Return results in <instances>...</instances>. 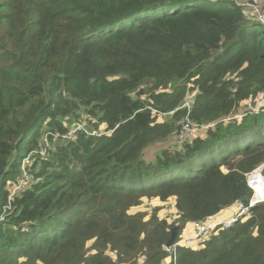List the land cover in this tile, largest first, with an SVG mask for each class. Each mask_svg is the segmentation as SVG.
Returning a JSON list of instances; mask_svg holds the SVG:
<instances>
[{
	"label": "trees",
	"instance_id": "obj_1",
	"mask_svg": "<svg viewBox=\"0 0 264 264\" xmlns=\"http://www.w3.org/2000/svg\"><path fill=\"white\" fill-rule=\"evenodd\" d=\"M262 93L235 0H0V264H264V203L170 262L159 213L181 236L250 196L264 105L238 110ZM190 98L207 128L180 143Z\"/></svg>",
	"mask_w": 264,
	"mask_h": 264
},
{
	"label": "built area",
	"instance_id": "obj_2",
	"mask_svg": "<svg viewBox=\"0 0 264 264\" xmlns=\"http://www.w3.org/2000/svg\"><path fill=\"white\" fill-rule=\"evenodd\" d=\"M236 3L241 7L244 15L249 18H256L264 24V8L254 0H248L242 2L241 0H235ZM193 99L190 98L185 101L179 108L186 109V115L181 121L180 128L178 130V142L183 143L188 139L195 137L198 132L202 129H206L207 126L200 125L193 121L191 118V109L193 104ZM79 132H86L90 135H102L104 133L88 129L84 123L78 122L75 125H71L68 131L64 134V137L67 139L75 140L78 137ZM51 148L49 139L47 143L41 148L40 152L45 154ZM247 183L251 189V197L248 200L239 199L234 203L237 210L231 214L219 215L214 218L194 222V232L191 235L181 234L180 238L171 245V247L165 248L171 253L172 259L176 260L177 247L178 246H192L193 242L197 244L192 248H196L200 244H205L210 237L220 231L221 229L229 228L233 226L236 222L240 220H245L249 217L252 209L257 205L264 202V164L257 166L247 175Z\"/></svg>",
	"mask_w": 264,
	"mask_h": 264
},
{
	"label": "rangeland",
	"instance_id": "obj_3",
	"mask_svg": "<svg viewBox=\"0 0 264 264\" xmlns=\"http://www.w3.org/2000/svg\"><path fill=\"white\" fill-rule=\"evenodd\" d=\"M242 2H245V1H248V0H241ZM254 1H257L263 8H264V0H254ZM261 105H264V93L260 94L256 99H251V100H247L245 102H243L241 105H240V109L238 110L239 113H243L245 111H247L248 109H258ZM238 113V114H239ZM181 122V120H180ZM179 122V125H181V123ZM151 154H149L150 156ZM160 201H157V199H155L154 201H151L150 204H152V206H158L160 203ZM147 209H148V204L146 205ZM168 207V206H167ZM166 207V208H167ZM153 209V208H152ZM149 210H151V208H149ZM237 210L236 206H231L230 208L224 210L222 212V215L223 214H226V213H233ZM159 213L164 216H167V214H169V216H167L169 218V221L170 222H175L176 223V226L179 225V217L175 215V211H174V207H168L167 210H161L159 211ZM191 225L190 224H187L185 226V228L183 229L182 231V234H185L187 235L186 231L187 229L190 227ZM180 227V226H179ZM196 242H193L192 245H196L195 244ZM172 258L170 257H167L166 261L167 262H170Z\"/></svg>",
	"mask_w": 264,
	"mask_h": 264
},
{
	"label": "water",
	"instance_id": "obj_4",
	"mask_svg": "<svg viewBox=\"0 0 264 264\" xmlns=\"http://www.w3.org/2000/svg\"><path fill=\"white\" fill-rule=\"evenodd\" d=\"M179 230H180V227L179 226H175L174 228H172V230H171V237H170V239L166 243V246L167 247H171V245L176 241V239L179 236Z\"/></svg>",
	"mask_w": 264,
	"mask_h": 264
},
{
	"label": "crops",
	"instance_id": "obj_5",
	"mask_svg": "<svg viewBox=\"0 0 264 264\" xmlns=\"http://www.w3.org/2000/svg\"><path fill=\"white\" fill-rule=\"evenodd\" d=\"M228 214H230V213H226V214H223V215L227 216ZM190 225H191V226H190V227L187 229V231H186L187 235H191V234L194 232L193 223L190 224ZM195 244H197V243H195Z\"/></svg>",
	"mask_w": 264,
	"mask_h": 264
},
{
	"label": "clouds",
	"instance_id": "obj_6",
	"mask_svg": "<svg viewBox=\"0 0 264 264\" xmlns=\"http://www.w3.org/2000/svg\"><path fill=\"white\" fill-rule=\"evenodd\" d=\"M109 131H106L105 133H108ZM252 193V192H251ZM251 197V194H250V196L247 198V199H244V200H248L249 198ZM264 203V202H263ZM262 204V203H261ZM260 205V204H259ZM258 206V205H257ZM255 208V207H254ZM250 215H251V213H250ZM249 215V216H250ZM222 230V229H221ZM194 245H192V246H190V247H193Z\"/></svg>",
	"mask_w": 264,
	"mask_h": 264
}]
</instances>
